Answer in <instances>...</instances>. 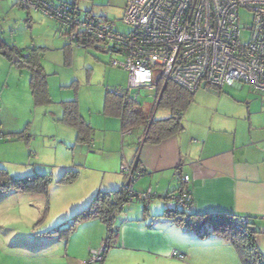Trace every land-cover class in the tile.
I'll return each instance as SVG.
<instances>
[{
  "label": "crops",
  "instance_id": "obj_1",
  "mask_svg": "<svg viewBox=\"0 0 264 264\" xmlns=\"http://www.w3.org/2000/svg\"><path fill=\"white\" fill-rule=\"evenodd\" d=\"M225 88L196 91L192 103L181 115L182 131L157 144L141 145L136 164L142 175L133 189L137 193L150 190L152 199L142 202L141 210L137 206H125L122 214L115 216V245L110 248L114 250L108 249L100 264H240L230 243L219 233H210L211 225L189 230L178 225L174 216H164V212L171 211L169 195L182 187L181 174L190 178L193 205L189 213L253 217L252 228L258 232L254 242L264 257V93H256L248 87L243 89V86ZM104 119L100 124L103 134L99 133L100 149L97 150L114 154V170L103 171L99 187L91 181L86 184L85 193L72 196L70 202L65 201V206L73 205L71 215L86 207L98 191L120 188L123 178L119 167L122 162L133 160V143L139 132L127 136L130 140L124 144L126 137L118 136L120 120L116 118L114 123L109 117ZM92 122L88 124L94 128ZM8 134V129L0 122V136L8 137ZM90 143L88 147L93 148L92 139ZM27 158L25 156V162ZM18 167L26 168L23 176L48 170L43 166L41 171L42 167L36 164L18 166V139H0V168L9 174L15 172L11 176L18 178ZM68 168L64 166L62 170ZM18 193L21 194L14 191L9 195ZM4 195L7 193H0V197ZM67 238L65 255L61 258L34 254L23 257L25 260L18 258V264H83L90 251L103 242L104 235L100 242L89 241L82 251L70 250L73 247L71 235ZM35 239L34 250L27 242L21 245L33 252H48L49 240L54 238L43 234ZM171 252L183 258H171Z\"/></svg>",
  "mask_w": 264,
  "mask_h": 264
},
{
  "label": "rangeland",
  "instance_id": "obj_2",
  "mask_svg": "<svg viewBox=\"0 0 264 264\" xmlns=\"http://www.w3.org/2000/svg\"><path fill=\"white\" fill-rule=\"evenodd\" d=\"M53 2L73 4L81 16L88 12L96 18L114 23L115 29L120 32L128 31V27L121 21L126 0ZM249 17L247 13H241L242 24H248ZM0 38L8 46L22 50L23 56L29 50L35 49L38 52V63L46 74L49 102L35 105L29 91V71L0 56V122L10 134H25L24 139L18 140V166L21 163L30 166L36 164L42 167L39 168L41 171L43 166L48 167L46 172L33 173L45 174L51 180L46 195L18 193L13 196L9 194L14 191H7V195L0 197V264H18V258L34 254H49V258L57 259L62 254L65 255L68 242L66 236L70 232L63 231V228L69 227L73 205L65 206V201L70 202L72 196L85 193L86 184L91 181L98 186L103 171L114 170V154L97 150L98 139L103 134L100 132L103 131L100 124L105 122L106 117L102 114L103 97L106 91L125 88L127 74L122 69L110 66V59L119 60L120 57L111 56L94 46L83 48L70 44L53 19L39 12L29 13L22 10L16 0H0ZM243 89H247V86L243 85ZM132 95L137 96V105L141 106L146 116L155 120L169 117L170 112L165 108L159 107L154 114L151 111L152 91L133 90ZM72 101L77 103L79 115L85 123L93 121V148L76 142L74 130L60 122L62 103ZM109 119L117 122L114 117ZM129 140L126 136L124 144ZM91 145L92 141L89 146ZM25 156L28 157L26 162ZM64 166H69L67 171L76 172L77 177L70 183L57 184ZM25 169L18 167V178L11 176L15 172L8 174L14 179L23 178L28 176L22 175ZM142 204L141 201L139 203L133 200L124 207L137 206L141 210ZM168 207L174 210L172 203ZM56 228L62 231L49 240L48 252H33L37 246L34 244L36 236H42ZM70 235L73 246L70 250L82 251L89 241L100 242L103 235L105 239L106 233L105 227L99 221H87L76 225ZM22 242H27L33 250L22 246Z\"/></svg>",
  "mask_w": 264,
  "mask_h": 264
},
{
  "label": "built area",
  "instance_id": "obj_3",
  "mask_svg": "<svg viewBox=\"0 0 264 264\" xmlns=\"http://www.w3.org/2000/svg\"><path fill=\"white\" fill-rule=\"evenodd\" d=\"M16 4L26 12L53 19L70 44L80 47L78 39H86L103 52L120 57L109 63L127 74L126 87L115 91L123 105L141 109L132 91H152L154 114L167 83L188 93L243 85L264 93V0H126L121 21L127 32L88 12L81 16L73 4L53 0H16ZM241 13L249 14L248 24H242ZM131 134V130H121L120 138ZM143 141V134L135 138L133 160L119 167L128 202L152 199L150 190L137 193L133 189L142 175L135 166ZM180 180L182 187L170 194L169 200L186 219L193 194L189 176L181 174ZM247 222L246 217H240L237 229L244 231ZM114 245L112 241L110 246ZM105 248L103 241L83 264H100ZM170 257L183 258L176 252Z\"/></svg>",
  "mask_w": 264,
  "mask_h": 264
},
{
  "label": "trees",
  "instance_id": "obj_4",
  "mask_svg": "<svg viewBox=\"0 0 264 264\" xmlns=\"http://www.w3.org/2000/svg\"><path fill=\"white\" fill-rule=\"evenodd\" d=\"M80 47L95 46L94 42L86 39H78ZM66 49V47H65ZM0 56L6 58L17 66L26 68L30 73L29 91L35 105L47 104L49 102L46 88V74L42 66L38 63V52L31 49L25 56L22 50L13 46H8L0 38ZM117 90V89H116ZM106 91L103 97L102 114L106 117H114L120 120L121 130H131L132 133L139 132L144 135L143 143L157 144L167 139L183 129L181 115L192 103L194 93H188L177 85L167 83L156 104L159 107L169 110L170 115L165 119L155 120L153 117L146 116L143 111L133 105H123L121 100L115 95V91ZM223 90V89H222ZM62 117L60 122L72 128L75 132V141L80 144L90 143L92 128L85 123L79 115L77 103H62ZM14 139H24L22 132L6 135ZM137 137V136H136ZM28 139V138H27ZM136 170L138 164L135 166ZM77 177L76 172L63 171L57 179V184H66L74 181ZM51 183L49 177L45 174L33 173L26 177L14 179L8 172L0 168V193L7 191H17L21 193L47 194V189ZM126 191L121 186L118 189L110 191H98L91 198L88 205L82 210L71 216L69 227L63 228V231H69L66 238L75 230V226L81 222L99 221L105 227L106 248L104 254L111 248L110 244L114 239V219L116 214L120 213L127 200ZM174 216V221L189 230H198L206 225H211V232H217L222 235L233 247L240 264H264V257L259 252L254 242L256 232L253 227V217L245 216L248 220L244 231H239V216H219L211 217L207 215L187 214L174 206V210L164 212L165 217ZM62 230L56 228L46 232L50 238H53ZM202 235H205L204 233ZM103 254V256H104Z\"/></svg>",
  "mask_w": 264,
  "mask_h": 264
}]
</instances>
